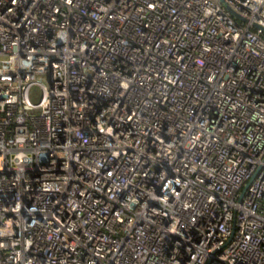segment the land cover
I'll return each mask as SVG.
<instances>
[{
  "label": "built area",
  "instance_id": "built-area-1",
  "mask_svg": "<svg viewBox=\"0 0 264 264\" xmlns=\"http://www.w3.org/2000/svg\"><path fill=\"white\" fill-rule=\"evenodd\" d=\"M224 2L0 0V264H264V0Z\"/></svg>",
  "mask_w": 264,
  "mask_h": 264
},
{
  "label": "water",
  "instance_id": "water-1",
  "mask_svg": "<svg viewBox=\"0 0 264 264\" xmlns=\"http://www.w3.org/2000/svg\"><path fill=\"white\" fill-rule=\"evenodd\" d=\"M221 3L225 4L224 0H221ZM226 8L235 18H238L244 22H248L246 19L240 17L237 13H235L232 9H230L227 5ZM253 27L254 29H256L257 31L261 32L264 35V27H261L257 24H253Z\"/></svg>",
  "mask_w": 264,
  "mask_h": 264
}]
</instances>
